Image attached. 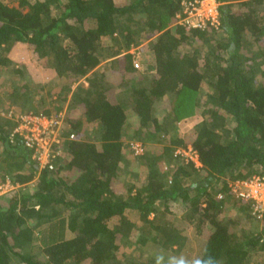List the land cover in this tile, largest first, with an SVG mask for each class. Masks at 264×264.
<instances>
[{
	"label": "trees",
	"instance_id": "1",
	"mask_svg": "<svg viewBox=\"0 0 264 264\" xmlns=\"http://www.w3.org/2000/svg\"><path fill=\"white\" fill-rule=\"evenodd\" d=\"M13 1L0 0V179L24 186L0 197V264H162L122 247L145 224L163 248L182 251L189 238L167 218L177 203L204 237V264H251L264 252V216L228 186L264 176V0H217L220 25L205 29L175 24L183 0ZM16 44L60 82L34 83L9 57ZM143 44L151 58L139 70L130 50ZM7 102L65 111L76 139L64 140L53 170L11 138ZM197 114L200 123L182 132L179 123ZM131 139L165 145L130 160ZM188 144L200 168L173 157Z\"/></svg>",
	"mask_w": 264,
	"mask_h": 264
},
{
	"label": "built area",
	"instance_id": "2",
	"mask_svg": "<svg viewBox=\"0 0 264 264\" xmlns=\"http://www.w3.org/2000/svg\"><path fill=\"white\" fill-rule=\"evenodd\" d=\"M220 3L217 0H183L181 11L176 15L177 25L190 28L205 29L207 27L218 28L220 25ZM133 64L141 69L139 60V46L132 47ZM8 115L15 121L11 132V138L21 137L25 146L32 151V158L36 161L40 170L49 168L53 170L58 158L63 154L65 139H76L75 133L66 134L67 122L65 111H59L52 115L37 113L32 110L26 112H14L10 110ZM129 151L137 156L146 152L144 143L138 139L128 142ZM173 157L185 163H194L197 168L202 166L199 152L193 145L179 146L173 152ZM21 186L9 176L0 179V197ZM228 186L233 194L250 206V211L258 219L264 216V176L258 173L248 179L229 180ZM217 197L223 198L219 192Z\"/></svg>",
	"mask_w": 264,
	"mask_h": 264
},
{
	"label": "rangeland",
	"instance_id": "3",
	"mask_svg": "<svg viewBox=\"0 0 264 264\" xmlns=\"http://www.w3.org/2000/svg\"><path fill=\"white\" fill-rule=\"evenodd\" d=\"M13 5H18V1H13ZM139 52H140V62H141V69L148 68V65L150 63V56H148L149 50L146 49V44L139 46ZM9 57L15 61L17 64L20 65H26L28 73L31 76V79L34 83L39 84H52L55 83L58 84L60 82L59 78L56 76V74L52 70H48L44 68L35 58L33 55L32 50L25 44H16L12 50L9 53ZM54 85V84H53ZM57 87H54V91ZM48 92V88H47ZM47 94V93H46ZM10 103H4L2 105L3 108H9L6 110L2 109L1 116L3 118H10L8 115V112L10 110H14V112L17 111V107L14 105H9ZM21 112V111H20ZM202 120L200 115H195L191 118H187L182 120L179 123V129L182 132H186L187 130H190L194 128L196 125L200 123ZM89 132V131H88ZM87 135V134H86ZM165 145L163 140H159L154 143H145L146 151L156 153H160L163 150V146ZM129 158L134 159V155L130 152ZM166 162V165L168 168H173L176 166L175 161ZM165 165V166H166ZM134 173H136L137 179H143L146 174L145 167L143 165L137 164L133 168ZM127 175V174H126ZM129 175V174H128ZM125 179L127 176H123ZM31 185L30 187H32ZM118 189H121L120 187ZM124 190V189H123ZM121 189V191H123ZM173 212L167 214V218L170 221L175 222L179 227H183V232L186 234L189 238L188 244L186 247L180 251V252H172L165 248H163L156 240L154 232L150 229L149 226L145 224H140L139 228H136L133 231L132 236L130 237L129 241L124 244L122 247V250L126 253L133 255L137 259H146L148 255H153L159 259V261L162 264H174L175 261L183 260L185 264H194L195 260H199L203 247L205 244V240L203 236H199L197 233H195V230L189 226L185 221H183L182 218V210L180 207V204H174L172 205ZM228 214L233 215L235 214L234 209L228 208L226 211ZM153 216V215H152ZM118 222L117 218H114L111 222L112 225L116 224ZM144 234L145 236L149 237L148 242L145 244L140 243L139 239L140 236ZM86 264H90L87 262ZM251 264H264V252L257 254Z\"/></svg>",
	"mask_w": 264,
	"mask_h": 264
},
{
	"label": "clouds",
	"instance_id": "4",
	"mask_svg": "<svg viewBox=\"0 0 264 264\" xmlns=\"http://www.w3.org/2000/svg\"><path fill=\"white\" fill-rule=\"evenodd\" d=\"M174 264H185V262L183 260H179V261H175ZM194 264H204V262H202L201 260H195ZM207 264H212L211 259H209Z\"/></svg>",
	"mask_w": 264,
	"mask_h": 264
},
{
	"label": "crops",
	"instance_id": "5",
	"mask_svg": "<svg viewBox=\"0 0 264 264\" xmlns=\"http://www.w3.org/2000/svg\"><path fill=\"white\" fill-rule=\"evenodd\" d=\"M129 126H130L131 128H133V124H129ZM131 128H130V129H131ZM129 153H130V151H129Z\"/></svg>",
	"mask_w": 264,
	"mask_h": 264
}]
</instances>
